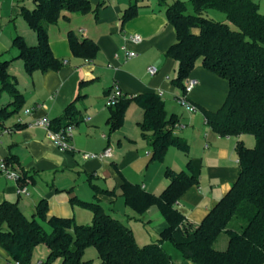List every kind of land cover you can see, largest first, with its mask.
Returning a JSON list of instances; mask_svg holds the SVG:
<instances>
[{
    "label": "crops",
    "instance_id": "crops-1",
    "mask_svg": "<svg viewBox=\"0 0 264 264\" xmlns=\"http://www.w3.org/2000/svg\"><path fill=\"white\" fill-rule=\"evenodd\" d=\"M88 1L92 8L88 14L64 11L58 23L48 28L50 50L62 61V68L28 75L23 62L14 60L17 52H13V41L21 36L29 45H36V34L21 15L23 8L34 7V0H0V62L10 61L8 72L16 78L23 98L22 107L11 114L12 98L0 88V111L5 110L0 115V161L13 159L7 164L19 174L16 181L0 177V206L17 204L21 213L31 218L44 199L50 216L71 218L79 225L91 224L92 212L72 202L78 199L99 204L114 218L121 211L128 217L122 197L124 182L158 196L169 184L165 170L183 171L190 162L191 174L197 182L182 195L176 208L187 223L197 226L238 178L237 145L247 147L242 141L244 135L221 137L206 122L204 112H217L223 106L228 82L206 70L199 59L188 78L196 79L198 84L186 95L197 110L186 111L178 103L181 90L172 84L177 63L165 55L176 42V31L165 16L166 6L174 0ZM257 3L264 13V0ZM132 5L136 6L137 14L122 25V16ZM70 34L78 41L94 42L98 46L96 57L91 61L75 57L70 48ZM133 35H139L141 41L131 42L129 38ZM123 47L137 56L125 59ZM149 67H154L157 73L151 75ZM114 87L126 99L141 94L158 95L168 116L177 119L174 134L188 144L187 154L170 147L163 162L152 161L150 145L139 127L144 111L135 103L128 106L123 126L112 131L108 123L110 110L105 102ZM72 102L76 112L70 140L72 151L63 152L52 143L47 131L34 122L40 118L50 121L62 118ZM26 110L31 112L25 114ZM106 149H111V156L84 157L100 155ZM93 185L104 193L96 194ZM20 188H25L27 195L19 193ZM138 216V220L132 215L129 219L144 224V234L138 233L141 241H157L167 228L158 208L152 206ZM125 225L139 244L133 226ZM0 257L3 264L10 260L1 248Z\"/></svg>",
    "mask_w": 264,
    "mask_h": 264
},
{
    "label": "trees",
    "instance_id": "trees-1",
    "mask_svg": "<svg viewBox=\"0 0 264 264\" xmlns=\"http://www.w3.org/2000/svg\"><path fill=\"white\" fill-rule=\"evenodd\" d=\"M189 2L193 14H187V5L181 0H174L165 9L166 19L176 31V42L165 53L177 63L172 84L184 95L186 81L202 59L203 67L225 79L229 86L223 106L217 112H204L207 124L221 137L252 135L255 139L253 148L237 145L239 174L230 191L199 225L193 226L176 208L182 195L197 182L190 162L184 171L165 170L169 184L158 196L124 182L122 197L129 209L142 215L156 206L167 223L159 239L145 246L136 242L128 226L97 203L72 200L92 212L88 225L50 216L44 199L31 218L21 213L17 204L4 203L0 206V248L10 260L30 264L35 249L45 245L49 252L45 264L57 259L61 260L59 264H176L163 247L164 242H170L192 264H264V13L254 0ZM91 10L88 0H34L33 9L23 8L21 15L36 34L37 43L29 45L21 36L14 38V60L23 62L28 75L59 71L63 63L50 50L48 28L58 23L64 11L85 15ZM210 10L224 13L234 28L208 18ZM136 14V6L132 5L122 16V25ZM69 43L77 58L91 61L98 53V46L91 40L78 41L70 34ZM9 64L0 62V88L12 98L13 114L22 107L23 98L16 78L8 72ZM131 103L144 111L139 127L150 145L152 161L163 162L170 147L187 154L188 144L174 134L176 117L168 116L163 100L156 94L122 98L110 107L108 123L112 131L123 126ZM75 115L72 102L62 118L51 121L52 129L74 125ZM5 162L12 163L13 159ZM93 188L96 194L104 193ZM233 220L237 222L231 227ZM222 233L226 234L223 248L216 249L214 245ZM89 248L95 249L97 259L84 260Z\"/></svg>",
    "mask_w": 264,
    "mask_h": 264
},
{
    "label": "built area",
    "instance_id": "built-area-1",
    "mask_svg": "<svg viewBox=\"0 0 264 264\" xmlns=\"http://www.w3.org/2000/svg\"><path fill=\"white\" fill-rule=\"evenodd\" d=\"M131 42L139 43L141 41V37L139 35H133L130 38ZM124 53H125V59L129 60L134 57H136V53L134 51H129L125 47H123ZM117 58V56H116ZM148 72L151 75H154L157 73V70L154 67H149ZM198 81L196 79H188L186 81L185 85V92L184 95H182L178 99V103L184 107V109L190 113L196 112L197 108L188 102L186 95L188 92H190L195 86H197ZM161 96V93H160ZM122 98H126V96L123 94V92L118 88L114 87L111 94L107 97L105 106L110 108L113 107L118 103V101ZM132 98V96L130 97ZM31 110H26L25 114H29ZM34 125L39 126L41 128H44L47 131L49 139L52 141V143L60 150V151H72V147L70 145V140L72 138V133L74 131V126L69 125L65 128L59 129V130H53L52 129V122L47 118H40L37 119L34 122ZM111 156V149H106L102 154L95 155V154H85L84 157L87 158H104ZM0 177H5L10 180L16 181L19 178V174L14 171L10 165H8L5 161H0ZM19 193L26 194L27 191L25 188H20ZM4 264H22L19 261H13L9 260L5 262Z\"/></svg>",
    "mask_w": 264,
    "mask_h": 264
},
{
    "label": "rangeland",
    "instance_id": "rangeland-1",
    "mask_svg": "<svg viewBox=\"0 0 264 264\" xmlns=\"http://www.w3.org/2000/svg\"><path fill=\"white\" fill-rule=\"evenodd\" d=\"M183 2H185V4L187 5V14H193L194 10L192 5L190 4L189 0H181ZM255 2H260L261 0H254ZM31 9L33 8L32 6L30 7ZM207 17L210 19H213L217 22H223L228 24L231 28H234L226 19V16L224 13L219 12V11H215V10H210L208 11ZM13 52H17L15 49H13ZM243 142H245L246 146L248 148H253L255 146V139L252 135H244V138L242 140ZM184 171V170H183ZM180 172V171H179ZM121 211V210H120ZM127 212L132 215L133 217L137 218V220L139 219V216L134 214L129 208H127ZM125 217V215H123V212L121 211V213L115 214L116 218H118L123 224H128L129 226H133L132 228L134 229L135 232V236L139 242L140 246H145L147 244H152L155 243L156 241H141L140 236H139V231L140 233H143L144 230V224L142 222L136 221L134 219H129V216ZM118 216V217H117ZM237 221L233 220L230 223V226L233 227L235 225ZM229 226V227H230ZM138 236V237H137ZM224 239H226V234L222 233L219 236V239L217 240V242L215 243L214 247L216 249H221L223 248V244H224ZM163 247L165 248V250L170 254V256L172 257L173 261L176 264H192L190 261L185 260L181 254V252L175 248L172 243L170 242H164ZM48 249L45 245H39L34 253L33 256L31 258L30 264H45L46 262V258L48 256ZM89 259H97V253L95 251V249L93 248H89L88 250H86L85 256H84V260H89ZM39 261H41L42 263H38ZM4 259H2L0 257V263L3 264ZM61 262L60 259L55 260L52 264H59Z\"/></svg>",
    "mask_w": 264,
    "mask_h": 264
}]
</instances>
